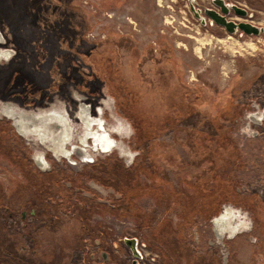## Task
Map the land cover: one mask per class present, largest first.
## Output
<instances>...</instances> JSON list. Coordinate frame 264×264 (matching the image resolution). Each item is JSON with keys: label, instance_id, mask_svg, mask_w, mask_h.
<instances>
[{"label": "rangeland", "instance_id": "obj_1", "mask_svg": "<svg viewBox=\"0 0 264 264\" xmlns=\"http://www.w3.org/2000/svg\"><path fill=\"white\" fill-rule=\"evenodd\" d=\"M224 2L263 31L204 24L187 0H0L19 53L0 72L6 93L23 109L108 99L106 127L121 121L130 154L42 171L30 156L44 149L0 119V235L25 233L33 204L31 234L75 240L97 262L108 251L102 264H264V0Z\"/></svg>", "mask_w": 264, "mask_h": 264}, {"label": "flooded vegetation", "instance_id": "obj_2", "mask_svg": "<svg viewBox=\"0 0 264 264\" xmlns=\"http://www.w3.org/2000/svg\"><path fill=\"white\" fill-rule=\"evenodd\" d=\"M40 3L42 6L43 1ZM207 9H213L221 14L220 8L217 5L216 9ZM231 11L235 13L233 9H230L229 14ZM198 14L202 18H199L202 23L205 24L206 20L211 21L205 12L204 14L206 16L201 15L200 10ZM229 14L226 16L227 20H230ZM10 17H12V15L8 14V17H6L5 13L3 14L0 10V72H2L3 69H10L14 61H17L19 57L18 46L14 43L11 21L7 19ZM232 21L238 22L237 20ZM213 23L209 22L210 25ZM221 28L226 30L222 26ZM3 85L0 79V119L8 121L12 130L24 143L29 144L27 141H30L32 145L37 144V146L44 149L42 154L38 153L34 157L30 156L34 166L39 170L44 171V169H53L55 164H52V167L48 166V161L51 162V160L55 163H62L63 167L65 165L76 166L77 164H81V167H85L96 163L100 158L97 152H104V157L110 155L114 149H123L127 152L123 143L118 140L117 132L121 131V128L116 130V123L119 119L113 124L112 127L114 129L112 132L106 127L103 103L106 106L110 105L108 99L102 98L103 102L98 103L99 100L93 101L85 96H75L71 93L66 100V105L63 103V105L56 106L53 105L54 102L50 101L49 103L45 101V103H40V105L35 104V106L32 107L26 106V109L33 111V117H37L27 119L26 117L23 118L16 108L25 107L23 103L14 99L10 94H7L6 87ZM7 111L9 115H6ZM39 115H41L42 118H38ZM45 118H50L53 122L58 120V122L55 123L57 125H59L61 121L64 122L65 127H67V132L63 134V136L58 137L53 135V131L46 134L41 128L37 130L34 127V121H42L45 120ZM73 122L74 124L81 125L79 132L74 131ZM123 131L129 135L128 127ZM73 134L75 139L72 138ZM128 155L130 154L128 153ZM40 195L44 194L40 193ZM48 198L47 201H51L49 204L56 203L54 199L50 200ZM38 209L37 205L31 204L29 211H21L20 219L17 220V223L21 222V228L23 232L26 231L25 233L21 235H0V264H87L88 262L89 264H102L108 258V251L101 253V260L99 262L94 260L98 257L94 255V251L84 252L78 257L75 240L69 241L67 245L66 241L61 242L60 236H40L31 234V228L29 227L32 223L31 220L38 218ZM7 215L9 219H16V215L11 211H8ZM243 224L248 228L247 223L245 224L243 221ZM236 228L237 226L234 230H236ZM125 238L123 239L124 241L118 239V242H125ZM88 245L89 246L86 248L90 250L92 243L89 242ZM115 247H117L116 242ZM129 247L131 249L132 246ZM67 248L68 251L66 250ZM136 262L138 263V258L134 260V263Z\"/></svg>", "mask_w": 264, "mask_h": 264}, {"label": "water", "instance_id": "obj_3", "mask_svg": "<svg viewBox=\"0 0 264 264\" xmlns=\"http://www.w3.org/2000/svg\"><path fill=\"white\" fill-rule=\"evenodd\" d=\"M188 1L190 4V9L194 12L195 16L197 18H201L200 15L198 14V12L194 9V6H193L194 0H188ZM213 3L216 4L220 8L221 14L216 12L213 9H207V8H205L204 12L213 22H215L219 26L224 27L228 33L232 34V33H235L237 30H241L242 33H245L247 35H258L260 32L263 31V29L261 27L253 25V24L246 22V21L235 22V21L226 19V16L229 14L230 9H233L235 14H237L238 16H241L242 18H244L248 14L246 9H244L240 6H237L235 4H226L224 2V0H213ZM16 108L19 110V114L23 118L24 117H26L27 119L37 118L35 116L33 117L34 113L32 110L23 109L20 107H16ZM6 115H9L8 111H7ZM38 118H42V116L39 115ZM56 122H58V120L53 122L52 120H50V118H45V120H42V121L35 120L34 121V124H35L34 127L37 130H39L41 128L46 134L47 133L49 134L53 131V135H56L58 137L63 136V134H65L67 132L66 131L67 127H65L64 122H62V121L60 122L59 125L55 124ZM16 127H17V125H16ZM125 242L129 246H132L131 250H132L134 257L136 259L140 258L141 253L137 247V245H138L137 238H135V237L130 238V239L125 238Z\"/></svg>", "mask_w": 264, "mask_h": 264}, {"label": "trees", "instance_id": "obj_4", "mask_svg": "<svg viewBox=\"0 0 264 264\" xmlns=\"http://www.w3.org/2000/svg\"><path fill=\"white\" fill-rule=\"evenodd\" d=\"M19 8H21V6H20ZM17 10H18V7H17L16 11H17ZM16 11H15V13H17ZM28 11L33 12V11H31V10H28ZM11 26H12V28L14 29V26L16 27L17 25H14V24H13V21H12V22H11Z\"/></svg>", "mask_w": 264, "mask_h": 264}, {"label": "bare ground", "instance_id": "obj_5", "mask_svg": "<svg viewBox=\"0 0 264 264\" xmlns=\"http://www.w3.org/2000/svg\"><path fill=\"white\" fill-rule=\"evenodd\" d=\"M195 40H196L197 42H199V41H201V42L204 41V40H202V39H201V40L195 39ZM208 41H209V40H208ZM221 42H222V41H221ZM223 42H224V41H223ZM240 44H241V43H240ZM200 45H201V44H200ZM224 47L226 48V46H224ZM229 47H230V46H229ZM229 47H228V48H229ZM250 47H252V46L250 45ZM229 51H230V50H229Z\"/></svg>", "mask_w": 264, "mask_h": 264}, {"label": "built area", "instance_id": "obj_6", "mask_svg": "<svg viewBox=\"0 0 264 264\" xmlns=\"http://www.w3.org/2000/svg\"><path fill=\"white\" fill-rule=\"evenodd\" d=\"M140 253H141V252H140ZM141 257L143 258V255H142V254H141ZM141 257H140V258H141Z\"/></svg>", "mask_w": 264, "mask_h": 264}]
</instances>
